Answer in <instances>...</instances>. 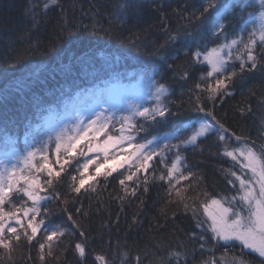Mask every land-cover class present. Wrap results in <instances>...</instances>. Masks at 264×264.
Listing matches in <instances>:
<instances>
[{"label": "trees", "instance_id": "16d2710c", "mask_svg": "<svg viewBox=\"0 0 264 264\" xmlns=\"http://www.w3.org/2000/svg\"><path fill=\"white\" fill-rule=\"evenodd\" d=\"M47 2L0 0V155L14 151L25 156L30 150L43 149V142L52 138L46 153L47 161L41 159V152L37 151L32 160L35 167L26 168L23 163L19 170L20 176L30 180L39 177L40 187L35 191L44 199L36 205L39 213L30 215L36 216L34 224L44 220L47 227L38 228L33 241L29 242L24 237V230L9 221L17 228L21 239L16 243L13 238L11 252L0 247V264H100L95 260L97 255H104L107 264H133L123 255L125 252L132 257L137 254L143 257L147 253L148 259L143 264H149V261L167 264L169 250L185 252L186 264H203L209 259L219 261L220 256L240 257L247 264H264L262 257L241 249L238 243L227 245V251L224 247L208 251L213 248L211 243L201 250L199 241L189 236L193 231L203 234L195 229L191 213L193 200L197 201L196 207L203 218L201 203L215 197L229 207L225 198L237 194L239 181H235L230 172L242 175L240 164L223 155L225 148L233 150L247 145L257 154L264 149V126L261 125L264 120V103H261L264 100V68L237 78L227 88L231 95L221 92L218 97L222 98L209 100L207 91L197 89L196 84L200 83L206 89L209 83L215 86L220 77L202 80L209 67L206 62H196L192 56L197 50L203 53L237 38L240 35V6L253 0H220L221 8L225 2L234 6L235 18L221 13L222 18L217 19L220 9H209L206 27L189 17L200 15L208 0H128L126 12L118 9L121 0H57L55 6L45 10ZM256 2L258 4V0ZM259 10L258 6L243 8L245 18ZM212 23L226 26L219 38L213 35ZM81 29L87 31L81 34ZM251 30L252 24H249L243 33L245 42L247 32ZM69 31L76 34L70 36ZM174 33L180 36L177 42L168 45L164 53L167 59L160 61L157 49ZM242 48L243 44L234 47L232 56L246 55L241 53ZM260 51L257 47L258 62L264 63ZM16 57L22 58V62L14 63ZM234 68H239L238 61L229 62L228 72ZM133 83H140L145 96L144 99L140 97L143 102L135 101L131 108L122 107V116L143 103L144 107H151L158 84H164L168 89L162 97L163 103L172 112L180 114L159 125L139 120L142 130L129 132L125 125V133L133 136V147L146 144L160 133L176 137L169 141L172 144L187 139L205 120L212 122L207 115L209 111L228 129L225 141L218 139V130H210L197 137L194 144L183 145L179 151H165L164 163L156 156L147 169L138 171V162L128 159L131 150L126 149L119 156L116 152L112 154L115 149L109 147L107 163L104 153L87 152L89 142L93 146L103 144L107 139L105 132L113 137L122 134L123 122L113 119L109 128L100 134L89 131L75 150L56 152V134L65 128L72 129L71 121L78 108L106 100L112 89ZM197 97L199 105L205 109L203 112L197 111ZM236 136L242 138L240 142H236ZM164 142L163 139L157 141L162 143L160 145ZM80 149L87 155L82 156ZM94 155L96 159L84 170L82 165L87 157ZM177 155L182 157V162L178 165L180 172L174 174L185 196L183 203L176 197L174 189L169 196V184L160 180L162 175L167 177V167H171ZM237 156L243 162L238 153ZM42 164L50 165L53 170L52 185L48 184L47 167L41 172L36 171ZM102 164L104 167L97 174L96 169ZM61 165H64L63 171ZM56 172H60L59 177ZM109 172L111 174L107 175ZM132 172H137V176L121 185L120 181ZM181 175L188 179L180 180ZM242 178L247 177L242 175ZM81 179L86 183L76 192L74 188ZM229 179L235 181V186L228 183ZM32 187L24 179L15 184L16 189L31 190ZM133 189H136L134 195ZM184 203L189 205L188 211H185ZM21 206L31 208L34 205L23 191L14 189L4 211H16L22 217ZM69 215L72 220L68 219ZM24 225L27 228V220ZM60 229L64 230V235L53 239L52 255L49 256L46 237ZM27 231L31 235V229ZM41 243L45 244L43 252L39 247ZM76 243L85 246L83 258L75 248ZM180 245H183L182 249ZM42 254L44 260L40 259ZM181 261L183 264V256ZM172 264H176L175 259Z\"/></svg>", "mask_w": 264, "mask_h": 264}, {"label": "snow or ice", "instance_id": "6c2138e0", "mask_svg": "<svg viewBox=\"0 0 264 264\" xmlns=\"http://www.w3.org/2000/svg\"><path fill=\"white\" fill-rule=\"evenodd\" d=\"M57 4V0H48L46 4H44L45 10L49 9L52 6ZM259 7V12L248 14L249 18H245V14L243 12V8H252L255 9ZM129 7L128 0H121L120 5L118 6L119 11L126 12ZM241 12L239 13L241 23L239 26L240 35L228 41L225 44L218 45L215 48L208 49L206 52L201 53L199 50L192 53L194 60L198 63L206 62L209 71L205 75H202L201 79L220 77L216 79L215 86L211 83L208 84L207 88H203L202 84L197 83L196 88L200 89L202 92L207 91L209 100H214L216 98H222V96L218 97V94L223 92L224 94L231 95V93L227 92V88L235 83L237 78H243L248 74L255 72L259 68H264V63L258 62V56L256 54V48L260 47V56L264 57V0H258V4L256 0H253L252 3L241 5ZM234 6L225 2L223 7L221 8L220 0H208L207 6L203 9V12L200 15L193 14L189 19H195L196 22L205 26L209 22V9L217 10L220 9V12L217 13V19H221V13H226L233 18H235L236 13L233 11ZM252 24V30L247 32V42L244 40L243 33L247 31L248 25ZM213 30V35L216 38H219L220 35L224 34L225 25L223 23L216 24L212 23L211 25ZM87 31V29H81L80 33ZM76 34L74 31H69L68 35ZM188 36H192V33H187ZM180 34L174 33L168 36V39L164 44L160 45L159 49H157V54H159V60L165 61L167 59L166 49L169 44H174L177 42ZM243 44V48L240 50L243 54H237L235 57L232 56V50L234 47H238ZM132 46V45H129ZM197 49H199V45H196ZM225 49L227 52L225 53ZM203 56V61H200V57ZM235 63L239 62V68L233 69V71L228 72L229 62ZM22 62V58L16 57L14 58V63ZM13 63V66H14ZM7 67L8 65L5 64ZM169 67H171L169 65ZM227 73V74H225ZM184 77H188V73L185 72ZM158 83V82H157ZM8 85H4V90L7 91ZM168 89L164 84H158L155 88V92L153 93L154 103L151 107H144L143 105L139 107L133 108L129 114L123 115L120 117H113L109 115L105 117L103 112L95 114V117L88 121L87 124L77 123L71 130L65 128L62 129L59 133L56 134L55 143H56V152L60 153L61 149L64 152H69L70 150H75L77 146L80 144V141L84 139L88 132L96 131L99 134V131L109 128L113 119L117 121H122L120 127V132L122 133L119 137H113L108 135L105 132V136L107 139L103 141L102 145L93 146L91 142H89L87 146V152H102L105 155V162L107 163L108 156V148L112 147L113 149H118V146L122 145L125 141L128 142L129 146H132V135H123L125 132V125L129 132L137 131L143 129V125L139 124V120H143L145 123H149L151 125H159L166 122L171 117H178L179 113H174L168 107L167 104L163 103L162 97H165ZM197 103L199 105V97H197ZM264 103V100L261 101ZM197 111L203 112L205 111L202 105H199ZM251 111V108L248 109ZM208 116L212 118V122H208L205 120L197 129L193 135L189 136L184 140H177L175 144L169 143L170 140L176 139V137H169L163 133L159 134V137H153L152 140L146 142V144L136 145L134 151L131 156H129V160H135L137 163L138 171L140 169H147L149 166V162L153 160L154 157L160 156L161 163H164L163 156L165 151H171L172 149H176L179 151L181 146L194 144L197 140V137L203 136L206 132L219 131L220 135L218 139L220 141H225V134L228 132V129L224 127L222 123L216 120L215 116L211 111L207 113ZM132 121H137V123H132ZM261 125L264 126V120L261 121ZM71 132V134H70ZM233 136L235 133L232 134ZM158 139H163L165 142L163 145H159L157 143ZM240 136H236V142L241 141ZM52 138L49 137V140L43 142V149L37 148L34 150H30L27 152L25 156L18 157L17 159H22L24 166L26 168H33L35 165L32 163V160L35 158L36 152H41V159L47 161V151L48 145L51 142ZM111 142V144H110ZM158 149V150H157ZM237 153L239 157L243 158V162L238 159ZM80 154L82 156H86L87 153L80 149ZM223 155L227 157H231L233 161H237L240 164L241 173L243 176L247 178H242V175H237L235 171H231L230 175L235 177V181H239V188L237 189V194L232 196L230 199L225 198L224 202L229 204V207H224L221 200L213 197L207 203H201L200 207L203 208V218H201L200 213L196 207L197 201L193 200L191 205V213L193 220L195 221V229L201 230L203 234H197L196 231H193L189 234L190 239L199 241V248L201 250H205V246L207 244H212V249H207L208 251H213L218 247H224L227 251V245L232 243H239L241 249H251L254 252L258 253L260 257H264V149H261L260 153L257 154L253 151L252 147H248L244 145L240 148H235L233 150H228L226 147ZM182 162V157L177 155L172 162L171 167H167V177L161 176L160 180L166 181L169 184V196H172L173 189L175 190L176 197L179 198L181 203L184 202L185 196L181 192V189L178 187L179 181L176 180V175L174 173H179V163ZM59 163V159L57 160ZM93 163V160L89 159L86 163L82 165L84 170H87L89 165ZM128 163V161H125ZM123 165H121L122 167ZM45 167L48 168L47 175L49 177L48 184L52 185V176L53 170L50 165L42 164L39 168H36L37 172H41ZM104 165H100L96 169V173L100 174L101 169ZM131 167V165H130ZM16 165L11 166V168L7 165L6 162H0V247L9 252L12 251V243L13 238H15L16 243H19L21 237L18 233L16 227H13L9 221H14L16 225H19L21 229L24 230V237L27 241L32 242L34 237L37 234L38 228L41 226L47 227L46 222L44 220H40L39 224H34L33 222L36 220L35 215H30L31 213H39L40 209L36 205H38L41 197L36 191L35 188H39L40 184L38 183L39 177L36 179L30 180L29 177L20 176L15 171ZM247 170V173L244 170ZM64 170V165H61V171ZM112 171H115L113 168ZM111 172L107 173L110 175ZM56 177L60 176V172L55 173ZM192 174L189 173V176ZM81 176H83V172H81ZM137 176V172H132L131 175L126 176L124 179L120 181L121 185L125 184V180L132 181L133 177ZM19 179H24L26 184H30L32 187L31 190L28 188L24 189H16L15 184L18 183ZM75 180V177H72ZM89 179H93V177H89ZM188 177L181 175L180 180H187ZM175 181V183H174ZM235 181L229 179L228 183L233 184L235 186ZM86 181L81 179L79 181V185L74 188V191L79 192L81 188L84 187ZM147 183V180H145ZM23 191L24 195L28 197L29 200L33 202V207L28 208L21 206L19 211L23 213V216L17 214L16 211H4V205L6 201H9V197L13 190ZM136 189L132 190V194H135ZM147 192L148 189L145 188ZM185 192L187 189L184 190ZM123 199V198H121ZM176 202V201H171ZM15 207V206H13ZM185 211L189 210V205L184 203ZM79 211V210H78ZM244 213H247L246 215ZM47 212L45 211V215ZM175 213H173V218H175ZM69 220H72L71 215L68 217ZM24 220H27V228H25ZM75 225V221H73ZM58 227V226H57ZM76 227H79L76 225ZM27 229H31V235L28 234ZM64 235V230L60 229L59 232L53 230L47 237L46 241L48 242V255H52V241L54 238H59ZM84 233L81 232V236ZM221 242H224L221 244ZM40 249L43 252L45 248V244H40ZM159 247V245H157ZM181 249L183 245L179 246ZM75 248L79 255L83 258L85 256V246L81 243H76ZM125 257L129 261H132L133 264H143L145 260L148 259L147 253L142 257L137 254L135 257H132L129 253H123ZM184 257L183 264H186L187 254L182 251L169 250L167 257V264H172L173 259H175L176 264H182L181 257ZM41 260H44V255L42 254L40 257ZM96 261H99L100 264H107L106 257L104 255H97L95 257ZM151 264V261H149ZM203 264H223V258L221 260L209 259L203 261ZM232 264H246V261L240 257H232Z\"/></svg>", "mask_w": 264, "mask_h": 264}, {"label": "rangeland", "instance_id": "374dc122", "mask_svg": "<svg viewBox=\"0 0 264 264\" xmlns=\"http://www.w3.org/2000/svg\"><path fill=\"white\" fill-rule=\"evenodd\" d=\"M150 92H151V90L148 91L147 94H150ZM144 96L145 95L142 91V87H141L140 83L129 84V85L122 87V88L119 87V89L114 88L109 92V95H108V97H106V100L94 101V102L88 103V104L78 108L76 111V114L74 115V119L72 120L71 117L69 118L70 121L72 120L71 126L73 128L77 123L87 124L89 120H91L95 117V114L101 113V112H103V115L105 117H107L109 115H112L113 117H120V116H122V113L120 111V109L122 107L131 108L137 101L143 102V101H141L140 97L143 98ZM147 96L149 98H152L150 95H147ZM138 99H140V100H138ZM143 106H144V103H143ZM125 111H127V110H125ZM102 131L103 130L99 131V134ZM90 132H93L94 135L97 134L96 131L90 130ZM88 134H87V136H88ZM123 135L127 136L128 134L124 132ZM110 144H111V142H110ZM158 144L160 145L162 143H158ZM134 148H135V146L134 147H133V145L129 146L128 142L125 141L122 145L118 146V149H115L112 152V154L117 153L119 156H122L123 155L122 152L124 150H126V149L131 150V153H132L134 151ZM18 157L22 158L23 156H21L19 153H16L14 151L5 152V153H2L0 155V162H6L10 168H11V166L16 165L15 171L19 174V170L23 166V160L22 159L18 160L17 159ZM96 157H97L96 155L87 157V159L84 163H86L87 160H89V159L93 160V162H94ZM246 173H247V170H246ZM223 206L227 207L225 205H223ZM244 214L246 215L247 213H244ZM245 250L250 251L252 253H256L251 249H245ZM256 254H258V253H256ZM221 258H223V264H232V257L220 256L219 260H221ZM262 258L264 259V257H262Z\"/></svg>", "mask_w": 264, "mask_h": 264}]
</instances>
